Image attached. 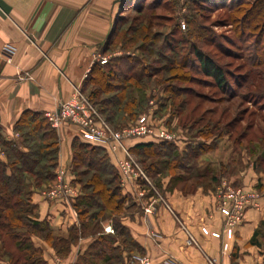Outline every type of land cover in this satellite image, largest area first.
Returning <instances> with one entry per match:
<instances>
[{
  "label": "crops",
  "instance_id": "0c3cea01",
  "mask_svg": "<svg viewBox=\"0 0 264 264\" xmlns=\"http://www.w3.org/2000/svg\"><path fill=\"white\" fill-rule=\"evenodd\" d=\"M116 1L0 0V134L3 138L18 140L15 125L26 111L44 114L54 111L60 102L72 97L75 88L82 90L114 26ZM5 47L14 50L10 63L3 54ZM27 75L29 78L23 79ZM76 133V128L69 125L57 131L58 169H68V180L79 196L81 187L71 168ZM147 143L155 142L140 139L130 143V147ZM109 157L115 166L114 159ZM0 160H5V156L1 155ZM242 180L246 186L251 183L249 179ZM187 185L186 189L173 188L166 193L172 214L160 208L153 216L146 217L140 202L128 200L120 223L135 243L134 248L126 246L116 234L113 218L81 221L74 206L78 196L50 200L43 194L46 189L39 190L32 197L37 221L57 236L67 238L75 233L76 239L65 254L40 235H33L32 242L41 250L47 264H85V258L103 241L115 253H107L96 264H109V258L116 254L125 262L138 251L151 256L154 264H164L170 257L180 264H264V190L262 209L248 211L245 222L236 229L229 249L224 252L223 242L227 239L224 219L217 210L216 186ZM126 191L123 190L124 195ZM182 225L199 247L188 246V234ZM109 227L112 233L107 232ZM203 227L209 231L208 235L202 233ZM257 230H260L258 244H251Z\"/></svg>",
  "mask_w": 264,
  "mask_h": 264
},
{
  "label": "rangeland",
  "instance_id": "374dc122",
  "mask_svg": "<svg viewBox=\"0 0 264 264\" xmlns=\"http://www.w3.org/2000/svg\"><path fill=\"white\" fill-rule=\"evenodd\" d=\"M143 2L144 7H154L158 3L163 5L156 6L152 12L155 25L153 33L160 34L158 45H165L168 48L182 47L189 63V67L182 71V74L188 79L187 82L178 79L161 82L162 77L168 76L166 72H159L153 76L146 85L134 92L143 107L134 119L128 118L124 122L125 126L119 125L122 124L120 116L111 123L100 113L114 133L140 129L142 125H138L139 121L145 117L146 125L154 133L164 132L174 136V141L171 142H155L157 145L165 143L173 146L172 159H158L165 163L161 167L158 165L159 172H155L154 167L145 170L140 162L144 160V164L149 168L150 164L156 161L154 158H147L145 152L138 155L132 153V158L140 170L137 167L133 168L134 171L130 173L132 179L126 182V186H123L122 177L117 170L122 192L127 190L126 196L130 200L141 203L146 217L153 216L160 208L170 212L165 205L169 199L166 193L173 188L186 189L188 183L195 187L214 185L217 189L225 180L235 187L245 186L254 189L263 198L264 0H258L257 8L253 9L247 18H244V12L227 10V6H222V0H143ZM118 8L119 6L117 16L128 19L119 26V34L109 46V52L105 55L101 53V56L111 59L130 55L147 59L138 51V45L126 48L121 43V32L124 31V35L128 28L135 25L140 14L135 12L129 14L132 10L126 8L119 11ZM254 17L255 20L250 22L253 23L252 27L248 28L247 25L250 23L245 22ZM191 21H195L197 26L193 27ZM243 23L245 27L242 26ZM193 45L225 71L228 77L225 90L219 89L212 78L197 72L195 67L193 68L195 70H191V66L196 63V58L192 54ZM162 54L166 58L171 57L168 50ZM146 62L160 70L167 65L166 59L154 62V58H150ZM82 94L88 97L87 92ZM95 106L99 111V106ZM135 141L136 139L131 140L130 143ZM191 151H196L197 156L187 160L186 157ZM1 155L5 156L0 149ZM116 156L123 155L117 151ZM177 164L180 166H176ZM143 174L146 176L145 179L138 178ZM242 179L251 180L250 185H244ZM254 181L256 185H253ZM260 185L261 189L258 188ZM140 192L144 193L143 197H140ZM75 211L77 212L76 209ZM118 219L122 221L123 215ZM113 225L115 226L114 223ZM232 240H226L223 245L228 243L230 246ZM73 243L75 239L62 249L64 252L62 253L68 252ZM146 257L154 264L151 256L139 251L124 264H139L140 260ZM0 259L8 263L7 258L1 254ZM173 262L179 263L170 257L164 264Z\"/></svg>",
  "mask_w": 264,
  "mask_h": 264
},
{
  "label": "trees",
  "instance_id": "16d2710c",
  "mask_svg": "<svg viewBox=\"0 0 264 264\" xmlns=\"http://www.w3.org/2000/svg\"><path fill=\"white\" fill-rule=\"evenodd\" d=\"M221 4L227 6V10L244 12V18H247L252 10L257 8L258 0L255 2L222 0ZM116 5L119 6V11L128 8L132 10L129 14L132 12L140 14L136 18L135 25L128 28L124 35V31L121 32V43L126 48L138 45V51L142 52L147 59L125 55L111 57L106 64L96 62L85 80L82 92L88 93L91 102L99 106L100 113L111 123L120 116L121 120H119L122 124L119 125L123 126L128 118L134 119L143 107V104L138 101V96L134 95L136 89L142 88L159 72L168 74L161 78V82H169L171 79L187 82L188 77L183 75L182 71L189 67V63L182 47L168 48L165 45H158L160 34L153 33L155 25L152 12L159 6L163 7L162 4L144 7L143 0H117ZM246 7L249 8L246 9ZM127 19L128 17H116L107 42L101 50L103 55L109 52V46L119 34V26ZM253 20L255 17L245 23L253 22ZM245 23L242 26L245 27ZM191 24L193 27L197 26L195 21H191ZM252 25L253 23H250L247 27ZM165 50L171 53L168 59L162 54ZM192 54L196 58V63L191 66V70L197 69V72L212 78L219 89L225 90L228 84L225 71L195 45L192 46ZM150 58H154V62L166 59L167 65L162 70L154 68L146 62ZM259 61L263 62L261 59ZM15 132L19 134L17 141L6 140L0 134V149L5 154V160H0V254L8 260L6 263L0 259V264H47L41 257V250L32 242L33 235L42 236L61 251L76 239L75 233L67 238L53 235L54 233L47 225L37 221V208L32 201L35 192L48 189L56 180L60 150L59 137L57 130L51 127L45 114L33 111H26L21 116L15 125ZM172 147L165 143L161 145L147 143L136 145L131 151L135 155L145 152L147 158H154L156 161L150 164L149 168L144 164V160L140 162L145 170L154 167L155 172H159L158 165L161 167L165 163L158 159H172ZM196 156V151H191L186 159L190 160ZM71 168L75 181L81 187V193L74 205L81 221L87 218L94 221L111 217L114 219L115 232L121 237L123 243L126 246L127 244L136 246L127 229L118 219L119 216L124 215V207L129 198L122 192L118 171L112 164L107 151L75 138ZM262 225L264 226V222ZM259 233L260 230H257L251 244H258ZM92 252L85 258V264H96L99 260L105 259L107 253H115L108 242L104 241ZM112 256L109 258V264H124L119 254Z\"/></svg>",
  "mask_w": 264,
  "mask_h": 264
},
{
  "label": "built area",
  "instance_id": "2783aa9c",
  "mask_svg": "<svg viewBox=\"0 0 264 264\" xmlns=\"http://www.w3.org/2000/svg\"><path fill=\"white\" fill-rule=\"evenodd\" d=\"M3 54L10 63L14 50L11 47H5ZM96 60L101 64H106L109 57L99 55L96 57ZM27 78H29L28 75L23 77V79ZM45 117L53 129L59 131L66 125L74 126L77 130L76 136L80 141L104 148L113 159L115 158V166L122 177L123 186H126V182L132 179V174L130 173L134 171L133 168L137 167L139 169L135 159L132 158V148L129 145L131 140L150 139L157 143L160 141H174V136L169 133H154L146 125L147 119L145 117H142L139 121L138 125H142L140 129L114 133L106 121L103 120L97 107L91 102L89 97L82 94L80 88H75L72 97L60 102L56 110L46 112ZM117 151H120L123 156H116ZM138 178L145 179L146 176L143 174ZM43 194L50 200H68L78 196V192L68 180L67 168H59L56 171V183ZM143 196L144 193L140 192V197ZM215 196L217 210L224 219V235L227 240L234 238L236 229L245 222L248 211H260L262 208V197L256 190L245 186L235 187L225 180L217 187ZM165 205L172 212L167 201ZM182 228L188 234L187 244L199 247L197 241L187 231L186 227L182 225ZM106 230L108 233L113 232L110 227ZM202 233L208 235L209 231L203 227ZM228 249L229 244L224 243L223 251H227ZM139 264H152V262L146 257L141 259ZM169 264L179 263L173 262Z\"/></svg>",
  "mask_w": 264,
  "mask_h": 264
},
{
  "label": "water",
  "instance_id": "95a60500",
  "mask_svg": "<svg viewBox=\"0 0 264 264\" xmlns=\"http://www.w3.org/2000/svg\"><path fill=\"white\" fill-rule=\"evenodd\" d=\"M120 1H122V0H120Z\"/></svg>",
  "mask_w": 264,
  "mask_h": 264
}]
</instances>
